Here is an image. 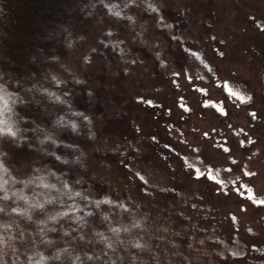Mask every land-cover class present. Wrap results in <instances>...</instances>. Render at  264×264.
I'll use <instances>...</instances> for the list:
<instances>
[{
    "label": "rangeland",
    "instance_id": "obj_1",
    "mask_svg": "<svg viewBox=\"0 0 264 264\" xmlns=\"http://www.w3.org/2000/svg\"><path fill=\"white\" fill-rule=\"evenodd\" d=\"M78 10L0 35V264H264V0Z\"/></svg>",
    "mask_w": 264,
    "mask_h": 264
},
{
    "label": "trees",
    "instance_id": "obj_2",
    "mask_svg": "<svg viewBox=\"0 0 264 264\" xmlns=\"http://www.w3.org/2000/svg\"><path fill=\"white\" fill-rule=\"evenodd\" d=\"M92 1L0 0V20L3 26L0 35L5 50L12 54L17 46L22 52L32 55V49L40 50L36 35L45 36L49 29L66 26L78 9L84 7V3L91 4Z\"/></svg>",
    "mask_w": 264,
    "mask_h": 264
}]
</instances>
